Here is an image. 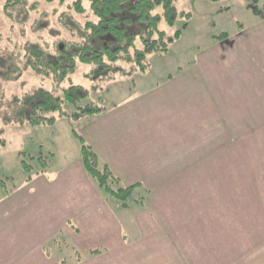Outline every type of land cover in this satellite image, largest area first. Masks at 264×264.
<instances>
[{
    "label": "rangeland",
    "instance_id": "rangeland-1",
    "mask_svg": "<svg viewBox=\"0 0 264 264\" xmlns=\"http://www.w3.org/2000/svg\"><path fill=\"white\" fill-rule=\"evenodd\" d=\"M24 1L0 0L6 97L80 86L106 112L73 120L65 102L52 126L0 118V264H264V0H178L159 26L180 33L168 51L108 84L80 62L59 82L23 71L28 44L55 53L95 20L87 1L85 15L77 0ZM83 143L116 189L137 185L128 207L87 174Z\"/></svg>",
    "mask_w": 264,
    "mask_h": 264
},
{
    "label": "trees",
    "instance_id": "trees-1",
    "mask_svg": "<svg viewBox=\"0 0 264 264\" xmlns=\"http://www.w3.org/2000/svg\"><path fill=\"white\" fill-rule=\"evenodd\" d=\"M44 1H59L63 5L71 0ZM84 1L90 3L95 20H88L83 26L76 25L79 29L78 41L59 39L55 53L43 49L37 43L28 44L25 48L23 71L31 70L39 76L52 77L59 82L69 78L75 72L77 62H80L91 67L88 76L92 80L98 79L108 84L118 77L146 71L149 68V57L167 52L169 44L179 37V32L174 37H169L159 28L162 20L169 26H174L177 18L175 4L178 0H137L132 5L127 4L130 0H77L70 9L76 14L85 15L87 10L83 5ZM9 3L23 4L25 1L9 0ZM35 7L33 5L31 9ZM159 7L163 9V13L154 14ZM135 27L136 31L128 30ZM53 34L56 38L61 36L57 30ZM227 37L224 35L223 38ZM139 41L141 48L137 47ZM0 93V118L4 126H52L58 118L67 116L63 107L65 102L76 107L71 116L73 120L106 112V108L98 103L82 105V101L90 99L91 92L80 86L65 89L62 97L43 88H34L22 96L6 97L1 85ZM4 133V129H0V147L6 146ZM82 159L87 174L103 193L118 199L123 207H128L137 185L116 189L115 184H120L119 179L107 165L100 168L98 155L85 143L82 144ZM22 167L28 173L32 169L26 162Z\"/></svg>",
    "mask_w": 264,
    "mask_h": 264
},
{
    "label": "crops",
    "instance_id": "crops-1",
    "mask_svg": "<svg viewBox=\"0 0 264 264\" xmlns=\"http://www.w3.org/2000/svg\"><path fill=\"white\" fill-rule=\"evenodd\" d=\"M88 253H90L91 255H99V254H101V252H100V251H98V253H97V251L95 252V249H94V250H91V251H89Z\"/></svg>",
    "mask_w": 264,
    "mask_h": 264
}]
</instances>
